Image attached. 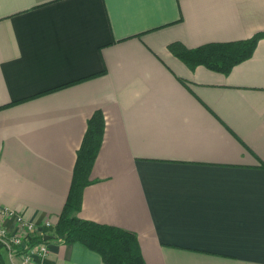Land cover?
Listing matches in <instances>:
<instances>
[{
  "label": "crops",
  "instance_id": "obj_1",
  "mask_svg": "<svg viewBox=\"0 0 264 264\" xmlns=\"http://www.w3.org/2000/svg\"><path fill=\"white\" fill-rule=\"evenodd\" d=\"M258 33L264 0H0V209L54 227L100 111L76 217L134 233L144 264H264V37L228 74L167 48ZM47 242L41 264H104Z\"/></svg>",
  "mask_w": 264,
  "mask_h": 264
},
{
  "label": "trees",
  "instance_id": "obj_2",
  "mask_svg": "<svg viewBox=\"0 0 264 264\" xmlns=\"http://www.w3.org/2000/svg\"><path fill=\"white\" fill-rule=\"evenodd\" d=\"M264 33L253 35L250 39L209 43L188 49L180 43L168 45V51L188 68L197 66L228 74L231 69L248 59ZM104 118L95 111L87 121L82 142L76 153L71 182L64 206L52 228L42 231L51 232L65 244L78 243L99 255L104 264H144L137 237L134 233L109 225H102L75 216L81 208L83 189L91 184L89 175L102 143ZM32 241L42 242L43 235ZM5 250L0 243V264H5Z\"/></svg>",
  "mask_w": 264,
  "mask_h": 264
},
{
  "label": "built area",
  "instance_id": "obj_3",
  "mask_svg": "<svg viewBox=\"0 0 264 264\" xmlns=\"http://www.w3.org/2000/svg\"><path fill=\"white\" fill-rule=\"evenodd\" d=\"M0 216L2 218H13L19 229L23 230L20 235L17 232H10L0 224V243L9 258H18L17 264H41L48 254V242L32 241L33 234L36 232L35 226L12 210L0 209ZM50 227V223L44 224V228Z\"/></svg>",
  "mask_w": 264,
  "mask_h": 264
},
{
  "label": "rangeland",
  "instance_id": "obj_4",
  "mask_svg": "<svg viewBox=\"0 0 264 264\" xmlns=\"http://www.w3.org/2000/svg\"><path fill=\"white\" fill-rule=\"evenodd\" d=\"M22 217V216H21ZM23 218V217H22ZM3 219V218H2ZM3 221V220H2ZM2 221H0V224L2 225V226H4L3 224H2ZM5 227V226H4ZM52 228V227H51ZM44 230H47V229H44ZM10 232H11V230H9ZM21 231V232H20ZM20 231H18L17 233H19L20 235L23 233V230H21L20 229ZM53 233H52V230H51V232H47L45 235H52ZM40 235H44L43 233H40L39 234V236ZM55 237V236H54ZM44 241V240H43Z\"/></svg>",
  "mask_w": 264,
  "mask_h": 264
},
{
  "label": "water",
  "instance_id": "obj_5",
  "mask_svg": "<svg viewBox=\"0 0 264 264\" xmlns=\"http://www.w3.org/2000/svg\"><path fill=\"white\" fill-rule=\"evenodd\" d=\"M55 237L53 235H43V240L44 241H51L53 240Z\"/></svg>",
  "mask_w": 264,
  "mask_h": 264
}]
</instances>
